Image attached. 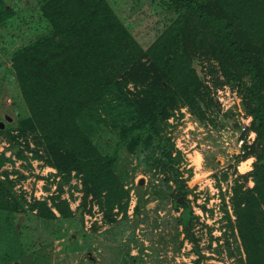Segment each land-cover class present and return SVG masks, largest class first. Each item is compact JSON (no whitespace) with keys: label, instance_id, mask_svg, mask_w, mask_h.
I'll return each instance as SVG.
<instances>
[{"label":"rangeland","instance_id":"374dc122","mask_svg":"<svg viewBox=\"0 0 264 264\" xmlns=\"http://www.w3.org/2000/svg\"><path fill=\"white\" fill-rule=\"evenodd\" d=\"M108 1L145 52L119 78L113 93L79 118L95 147L114 161L123 198L115 203L107 192L85 201L82 175L73 172L64 182L63 174L48 162L37 132L26 123L30 109L11 57L47 34L48 23L38 12L40 0H4L15 15L0 25V264H248L232 200L238 183L245 189L255 186L250 173L257 160L247 155L257 133L245 107H256L254 80L246 77L230 86L208 41L196 51V28L190 24L188 54L202 83L207 114L199 121L178 101L164 123L162 136L175 147L173 157L182 156L176 168L183 186L178 185L162 165L148 160L149 152L138 158L123 145L117 131L137 107L129 105L160 75L149 59L150 48L180 13L189 21L192 17L173 12L161 0ZM246 58L259 62L264 85L263 60ZM61 203L69 207L67 217L57 210ZM40 204L54 217H41ZM187 205L191 215L185 221Z\"/></svg>","mask_w":264,"mask_h":264},{"label":"trees","instance_id":"16d2710c","mask_svg":"<svg viewBox=\"0 0 264 264\" xmlns=\"http://www.w3.org/2000/svg\"><path fill=\"white\" fill-rule=\"evenodd\" d=\"M161 1L173 12H187L192 21L180 13L150 48L149 59L160 75L153 85L141 90L136 104L129 105L137 107L131 108L122 122L125 126L117 131L120 142L138 158L149 152L148 160L162 165L183 186L176 168L182 156L173 157L175 147L162 132L178 101L199 121L207 114L201 102L202 83L188 54L186 39L192 34L190 24H194L196 51L208 41L211 56L220 63L230 86L246 77L255 82L252 98L256 107L245 104L257 133L256 144L247 155L257 160L250 173L255 186L245 189L238 183L232 203L248 264H264V85L259 62L246 58L251 55L264 62V0ZM39 5L38 12L48 23L47 34L17 49L11 57L30 109L26 123L37 132L48 162L63 174L64 182L70 181L73 172L82 175L85 201L90 195L99 197L107 192V198L115 203L123 198L114 161L95 147L79 118L111 95L119 78L139 63L145 52L108 0H40ZM14 15V9L0 0V25L8 24ZM2 186L0 183V195ZM181 194L185 196V192ZM56 207L64 217L69 215L67 204ZM185 207L186 221L191 210ZM38 208L41 217H54L45 204ZM84 209L85 205L81 215Z\"/></svg>","mask_w":264,"mask_h":264},{"label":"bare ground","instance_id":"6f19581e","mask_svg":"<svg viewBox=\"0 0 264 264\" xmlns=\"http://www.w3.org/2000/svg\"><path fill=\"white\" fill-rule=\"evenodd\" d=\"M250 160H248L244 165H243V169L245 170V171H248V162H249Z\"/></svg>","mask_w":264,"mask_h":264},{"label":"water","instance_id":"95a60500","mask_svg":"<svg viewBox=\"0 0 264 264\" xmlns=\"http://www.w3.org/2000/svg\"><path fill=\"white\" fill-rule=\"evenodd\" d=\"M140 184L143 185V184H144V180H142ZM183 201H184V199L181 198L180 202H183ZM73 239H74V238H73ZM88 257H90V255H88Z\"/></svg>","mask_w":264,"mask_h":264}]
</instances>
